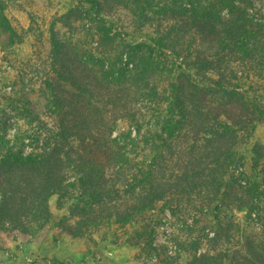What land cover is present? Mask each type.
I'll list each match as a JSON object with an SVG mask.
<instances>
[{
    "label": "trees",
    "instance_id": "1",
    "mask_svg": "<svg viewBox=\"0 0 264 264\" xmlns=\"http://www.w3.org/2000/svg\"><path fill=\"white\" fill-rule=\"evenodd\" d=\"M110 1L141 24H169L152 44L125 46L134 69L106 81L114 84V100L93 96L105 83L98 71L107 79L115 64L99 60L93 70L53 29L41 111L20 93L21 77L0 75L2 113L14 109L41 129L37 137L18 133L13 144L0 138V218L30 216L35 230L49 226L59 236L91 241L107 225L131 227L125 243L156 264H181L183 253L184 264H264V235L245 236L240 248L219 247L230 240L221 207L237 203L250 219L264 214V146L253 149L249 174L230 172L244 162L239 145L264 127V3L263 13H251L253 0ZM4 11L0 6V26L15 39ZM163 49H172L173 63L163 60ZM9 125L1 115L0 129ZM27 136L33 150L25 154ZM54 198L69 211L59 221L50 209ZM165 210L185 229L157 247Z\"/></svg>",
    "mask_w": 264,
    "mask_h": 264
},
{
    "label": "rangeland",
    "instance_id": "2",
    "mask_svg": "<svg viewBox=\"0 0 264 264\" xmlns=\"http://www.w3.org/2000/svg\"><path fill=\"white\" fill-rule=\"evenodd\" d=\"M91 0H0V6H5L3 17L7 18L16 30L18 37L13 46L9 43L14 37L8 34L0 26V75L13 76L20 82L23 88L20 92L23 97L29 98L37 111H41L48 95L45 92V78L51 71V38L52 29L55 37L61 43L68 44L75 54L93 70L98 68L99 60L109 59L108 63L115 64V75L104 78V71H98V76L105 82L94 91L95 100L100 97L114 100V77L119 75L120 69L126 72L134 69L133 63L128 64L126 45L146 41L152 44L151 37L164 34L167 22L140 23L134 21L125 7L117 6L110 0H99L104 6L97 10L90 4ZM264 0H253V8L250 11L263 13ZM227 15L226 12L222 14ZM260 18V14L257 15ZM1 19V17H0ZM110 27L111 33L106 34L105 28ZM20 37V38H19ZM14 39V40H15ZM155 47V46H154ZM162 58L167 63H173L175 59L172 49H163ZM178 63L182 58L177 59ZM110 64L106 65V69ZM13 67V70L10 69ZM51 76V75H49ZM2 78L0 77V80ZM52 79L59 83L53 74ZM44 90H42V89ZM7 92L11 87L6 88ZM3 94V93H2ZM0 94V97L1 95ZM117 97H123V92L117 90ZM4 113V112H3ZM0 116L7 117L9 127L0 129V138L11 144L14 143L17 134L25 131L33 137L41 132L37 123L25 124L23 118L18 116L16 110L6 108ZM44 118V117H42ZM46 119V118H44ZM53 119V118H52ZM122 126V125H121ZM120 126V127H121ZM124 129V127H122ZM44 132V130H43ZM46 132L43 136L45 137ZM117 132L114 133V137ZM136 136L133 131L132 137ZM25 141V154L31 153L33 146L30 140ZM29 140V144H27ZM257 144L264 146V127L260 126L253 138L240 144L239 155L243 157V163H235L230 172L235 175L245 176L249 174L253 149ZM29 145L30 149H27ZM75 151V150H74ZM65 169V167H63ZM110 176L107 177V179ZM245 184V181H241ZM17 202L12 204L13 212ZM53 219L59 221L63 213H69L66 208H59L56 199L50 202ZM222 215H228L226 219L230 228V240L220 242L219 247L224 249L240 248L245 236L252 239H260L264 235V214L262 218L255 212L250 219L246 210H240L237 203L221 207ZM21 220L0 218V264H156V260L145 254L137 256L139 249L125 243L126 236L131 227L120 229L117 226L104 227L101 233H94L90 239L73 238L71 236H59L49 226L43 230H35V223L30 216L20 217ZM191 222V221H190ZM75 223V220L71 222ZM158 234L154 246L160 247L167 243L172 234H182L184 226L176 215L170 210H165L158 218ZM39 231V232H38ZM114 235L117 239H114ZM118 242V243H117ZM174 246H170V254L175 255ZM187 256L183 253L181 264H184Z\"/></svg>",
    "mask_w": 264,
    "mask_h": 264
},
{
    "label": "built area",
    "instance_id": "3",
    "mask_svg": "<svg viewBox=\"0 0 264 264\" xmlns=\"http://www.w3.org/2000/svg\"><path fill=\"white\" fill-rule=\"evenodd\" d=\"M27 144H29V140H28ZM29 147H30V146H29V145H27V149H30Z\"/></svg>",
    "mask_w": 264,
    "mask_h": 264
}]
</instances>
